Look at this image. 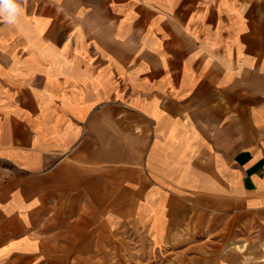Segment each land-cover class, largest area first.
<instances>
[{
  "label": "crops",
  "instance_id": "0c3cea01",
  "mask_svg": "<svg viewBox=\"0 0 264 264\" xmlns=\"http://www.w3.org/2000/svg\"><path fill=\"white\" fill-rule=\"evenodd\" d=\"M20 6L0 264H264V0Z\"/></svg>",
  "mask_w": 264,
  "mask_h": 264
},
{
  "label": "clouds",
  "instance_id": "9594fccd",
  "mask_svg": "<svg viewBox=\"0 0 264 264\" xmlns=\"http://www.w3.org/2000/svg\"><path fill=\"white\" fill-rule=\"evenodd\" d=\"M21 12L20 0H0V17L8 24H15Z\"/></svg>",
  "mask_w": 264,
  "mask_h": 264
},
{
  "label": "rangeland",
  "instance_id": "374dc122",
  "mask_svg": "<svg viewBox=\"0 0 264 264\" xmlns=\"http://www.w3.org/2000/svg\"><path fill=\"white\" fill-rule=\"evenodd\" d=\"M131 264H138V261H132Z\"/></svg>",
  "mask_w": 264,
  "mask_h": 264
}]
</instances>
